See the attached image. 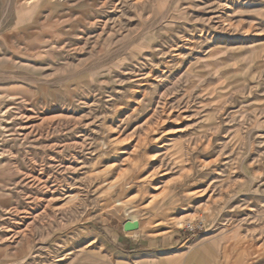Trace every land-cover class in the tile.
<instances>
[{
	"label": "rangeland",
	"instance_id": "374dc122",
	"mask_svg": "<svg viewBox=\"0 0 264 264\" xmlns=\"http://www.w3.org/2000/svg\"><path fill=\"white\" fill-rule=\"evenodd\" d=\"M131 214L185 264H264V0H0V264Z\"/></svg>",
	"mask_w": 264,
	"mask_h": 264
},
{
	"label": "crops",
	"instance_id": "0c3cea01",
	"mask_svg": "<svg viewBox=\"0 0 264 264\" xmlns=\"http://www.w3.org/2000/svg\"><path fill=\"white\" fill-rule=\"evenodd\" d=\"M103 229L95 240L69 250L64 264H185L187 257L171 251L172 241L146 240L138 229ZM92 243V244H91ZM94 243V244H93ZM96 243V244H95ZM167 245V247H166Z\"/></svg>",
	"mask_w": 264,
	"mask_h": 264
},
{
	"label": "water",
	"instance_id": "95a60500",
	"mask_svg": "<svg viewBox=\"0 0 264 264\" xmlns=\"http://www.w3.org/2000/svg\"><path fill=\"white\" fill-rule=\"evenodd\" d=\"M122 226H123V229L125 231H132L134 229H138L139 226H138V221L137 220H125L123 223H122Z\"/></svg>",
	"mask_w": 264,
	"mask_h": 264
},
{
	"label": "bare ground",
	"instance_id": "6f19581e",
	"mask_svg": "<svg viewBox=\"0 0 264 264\" xmlns=\"http://www.w3.org/2000/svg\"><path fill=\"white\" fill-rule=\"evenodd\" d=\"M154 199V198H153ZM130 220L132 219V220H136L137 219V216L135 215V214H131V216H130V218H129ZM176 219V218H175ZM180 220V219H179ZM176 222V221H175ZM176 223H178V221L176 222ZM138 226H139V228L141 227L140 226V223L138 224Z\"/></svg>",
	"mask_w": 264,
	"mask_h": 264
},
{
	"label": "built area",
	"instance_id": "2783aa9c",
	"mask_svg": "<svg viewBox=\"0 0 264 264\" xmlns=\"http://www.w3.org/2000/svg\"><path fill=\"white\" fill-rule=\"evenodd\" d=\"M191 230V229H190Z\"/></svg>",
	"mask_w": 264,
	"mask_h": 264
}]
</instances>
